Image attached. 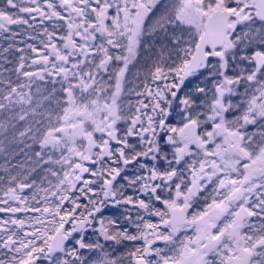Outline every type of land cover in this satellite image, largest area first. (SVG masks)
Returning <instances> with one entry per match:
<instances>
[{
	"label": "snow or ice",
	"instance_id": "obj_1",
	"mask_svg": "<svg viewBox=\"0 0 264 264\" xmlns=\"http://www.w3.org/2000/svg\"><path fill=\"white\" fill-rule=\"evenodd\" d=\"M9 145L0 264H264V0H2Z\"/></svg>",
	"mask_w": 264,
	"mask_h": 264
},
{
	"label": "flooded vegetation",
	"instance_id": "obj_2",
	"mask_svg": "<svg viewBox=\"0 0 264 264\" xmlns=\"http://www.w3.org/2000/svg\"><path fill=\"white\" fill-rule=\"evenodd\" d=\"M0 2H2V0H0ZM10 67V66H7ZM134 71V70H133ZM254 129L250 128V131H252ZM23 145H19V146H8V151L4 152V153H0V167L3 166H9V165H13L16 164L17 162H21L24 163L25 162V157L23 153H20V148H22ZM27 151V150H25ZM8 152H14V153H19L18 155H8ZM3 173L0 172V175H2ZM120 213V209H113V208H109L105 211L106 215L109 216H118Z\"/></svg>",
	"mask_w": 264,
	"mask_h": 264
}]
</instances>
